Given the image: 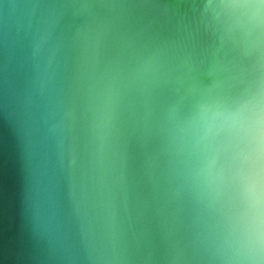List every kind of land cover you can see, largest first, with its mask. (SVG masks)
Wrapping results in <instances>:
<instances>
[{"label":"water","instance_id":"95a60500","mask_svg":"<svg viewBox=\"0 0 264 264\" xmlns=\"http://www.w3.org/2000/svg\"><path fill=\"white\" fill-rule=\"evenodd\" d=\"M0 264H264V0H0Z\"/></svg>","mask_w":264,"mask_h":264}]
</instances>
